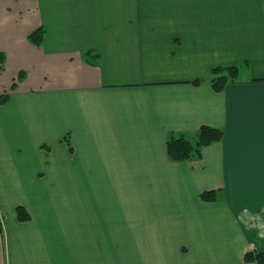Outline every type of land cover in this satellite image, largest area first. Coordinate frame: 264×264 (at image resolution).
I'll use <instances>...</instances> for the list:
<instances>
[{
	"label": "crops",
	"instance_id": "1",
	"mask_svg": "<svg viewBox=\"0 0 264 264\" xmlns=\"http://www.w3.org/2000/svg\"><path fill=\"white\" fill-rule=\"evenodd\" d=\"M0 52V264H256L264 0H0ZM201 125L222 139L171 161Z\"/></svg>",
	"mask_w": 264,
	"mask_h": 264
},
{
	"label": "trees",
	"instance_id": "2",
	"mask_svg": "<svg viewBox=\"0 0 264 264\" xmlns=\"http://www.w3.org/2000/svg\"><path fill=\"white\" fill-rule=\"evenodd\" d=\"M44 30L42 27L37 28L28 35V39L36 45L43 40ZM4 62V54L0 52V68ZM213 76L210 79L211 86L216 91H221L224 86L232 82L238 76V67L236 64L227 66H215L211 69ZM23 72L18 73V78L23 77ZM198 81H194L197 83ZM10 98V92L0 93V104L6 103ZM223 137V129L201 125L194 135L191 137L184 134L171 133L166 140V152L171 161H187L198 159L201 157L203 147L220 141ZM218 190H205L200 193V198L205 201H213L217 199ZM15 215L19 221H27L30 214L22 205L15 206ZM4 222L0 213V235L4 232ZM245 261L255 262L256 264H264V252L256 249L247 251L244 254Z\"/></svg>",
	"mask_w": 264,
	"mask_h": 264
},
{
	"label": "rangeland",
	"instance_id": "3",
	"mask_svg": "<svg viewBox=\"0 0 264 264\" xmlns=\"http://www.w3.org/2000/svg\"><path fill=\"white\" fill-rule=\"evenodd\" d=\"M19 78H18V76H17V78H16V80H18ZM14 84V83H13Z\"/></svg>",
	"mask_w": 264,
	"mask_h": 264
}]
</instances>
